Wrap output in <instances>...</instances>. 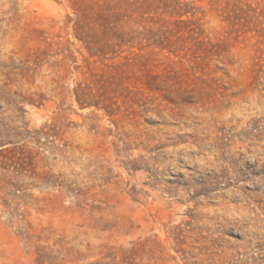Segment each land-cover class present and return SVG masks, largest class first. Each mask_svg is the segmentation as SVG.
<instances>
[{"label":"rangeland","instance_id":"374dc122","mask_svg":"<svg viewBox=\"0 0 264 264\" xmlns=\"http://www.w3.org/2000/svg\"><path fill=\"white\" fill-rule=\"evenodd\" d=\"M0 264H264V0H0Z\"/></svg>","mask_w":264,"mask_h":264}]
</instances>
